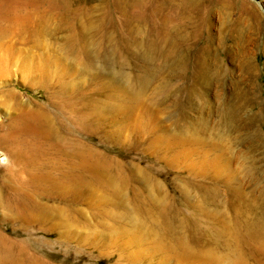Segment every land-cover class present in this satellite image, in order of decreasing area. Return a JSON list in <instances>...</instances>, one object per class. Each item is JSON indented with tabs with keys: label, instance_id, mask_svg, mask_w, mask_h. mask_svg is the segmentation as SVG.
<instances>
[{
	"label": "rangeland",
	"instance_id": "obj_1",
	"mask_svg": "<svg viewBox=\"0 0 264 264\" xmlns=\"http://www.w3.org/2000/svg\"><path fill=\"white\" fill-rule=\"evenodd\" d=\"M0 249L264 264V0H0Z\"/></svg>",
	"mask_w": 264,
	"mask_h": 264
},
{
	"label": "bare ground",
	"instance_id": "obj_2",
	"mask_svg": "<svg viewBox=\"0 0 264 264\" xmlns=\"http://www.w3.org/2000/svg\"><path fill=\"white\" fill-rule=\"evenodd\" d=\"M131 83V82H130ZM127 87V86H126ZM133 95V94H132ZM133 98V97H132ZM130 100H131V98H130ZM37 121V120H36ZM24 123V122H23ZM30 123V122H29ZM38 123V122H37ZM36 123V124H37ZM18 124V123H17ZM22 124V123H21ZM31 124H33V123H31ZM40 124V123H39ZM23 125V124H22ZM13 126H14V124H13ZM16 127H14V128H16V129H18V128H20V127H18L17 125H15ZM31 127V126H30ZM30 127H29V130H30ZM35 127V126H34ZM22 128H25L23 131H25L27 128L26 127H22ZM18 130H20V129H18ZM9 132H11V131H9ZM20 132V131H19ZM27 132V131H26ZM21 133V132H20ZM9 135V134H8ZM4 136V135H3ZM5 136H7V134L5 135ZM9 137V138H8ZM7 138H8V142H12V143H15L16 141L18 142L19 140H16V136L14 135V133L13 132H11V135H9ZM11 157H12V154H9ZM19 155L17 154L16 155V158L18 157ZM81 161H82V159H81ZM68 176V175H67ZM0 251H1V249H0ZM179 251L181 252V253H183V254H187V253H189L190 252V248L188 247V245L185 243V242H183V243H181L180 245H179ZM203 257H204V259H205V261L206 262H211L212 260H216V258L214 257V254H212V252L211 251H208V252H205L204 254H203ZM229 258H227V260L225 261V260H223V262L224 263H222V264H242V262H243V260L241 259V257L240 256H238V255H230V256H228ZM14 258V257H13ZM6 251H1L0 252V264H17L16 262H15V260L13 259ZM16 258V257H15ZM224 259V258H223ZM219 260H221V259H219ZM242 260V261H241ZM30 261H32V260H30ZM218 261V260H217ZM25 262H27V261H25ZM32 263V262H31ZM25 264V263H24ZM27 264H28V262H27ZM30 264V263H29Z\"/></svg>",
	"mask_w": 264,
	"mask_h": 264
}]
</instances>
